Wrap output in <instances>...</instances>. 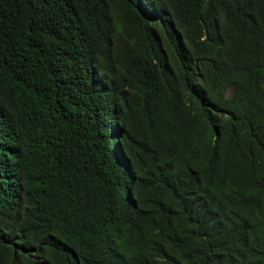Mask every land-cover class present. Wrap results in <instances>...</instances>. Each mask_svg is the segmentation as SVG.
Instances as JSON below:
<instances>
[{
  "label": "trees",
  "instance_id": "trees-1",
  "mask_svg": "<svg viewBox=\"0 0 264 264\" xmlns=\"http://www.w3.org/2000/svg\"><path fill=\"white\" fill-rule=\"evenodd\" d=\"M0 264H264V0H0Z\"/></svg>",
  "mask_w": 264,
  "mask_h": 264
}]
</instances>
